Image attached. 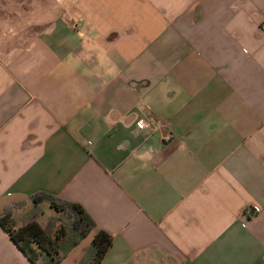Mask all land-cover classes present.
<instances>
[{"label":"crops","instance_id":"1","mask_svg":"<svg viewBox=\"0 0 264 264\" xmlns=\"http://www.w3.org/2000/svg\"><path fill=\"white\" fill-rule=\"evenodd\" d=\"M262 21L264 0H0V212L79 203L112 236L99 264H264ZM0 264H32L1 226Z\"/></svg>","mask_w":264,"mask_h":264},{"label":"trees","instance_id":"2","mask_svg":"<svg viewBox=\"0 0 264 264\" xmlns=\"http://www.w3.org/2000/svg\"><path fill=\"white\" fill-rule=\"evenodd\" d=\"M29 200L31 206L20 217L21 224L12 212L25 201L5 205L0 212V226L32 264H58L96 228L89 214L75 201L42 191L31 194ZM42 202H47L52 210L43 227L37 221L44 211ZM111 244L112 236L96 229L76 264H99Z\"/></svg>","mask_w":264,"mask_h":264},{"label":"rangeland","instance_id":"3","mask_svg":"<svg viewBox=\"0 0 264 264\" xmlns=\"http://www.w3.org/2000/svg\"><path fill=\"white\" fill-rule=\"evenodd\" d=\"M51 213H52V210L49 209L47 205H45V211H43V215L40 217V222H42V224H44V222H45V224H46L47 219H48V217L50 216ZM18 218H19V216H18ZM45 224H44V226H45ZM91 240H92V234L89 233L87 236H85L83 238V240L76 247V249L70 253V255L67 257V259L64 261L63 264H68V263L72 264V260L74 258L77 259L80 256L81 250H82V253H83L84 249L90 244Z\"/></svg>","mask_w":264,"mask_h":264},{"label":"built area","instance_id":"4","mask_svg":"<svg viewBox=\"0 0 264 264\" xmlns=\"http://www.w3.org/2000/svg\"><path fill=\"white\" fill-rule=\"evenodd\" d=\"M260 28L262 30H264V21L261 22ZM152 121H153L152 119L149 121L139 120V121H137V126H139V127H150ZM166 138L170 139L171 135L170 134L167 135ZM254 212H255V210L251 206H246V208H244V210H243V215L246 216L247 218H250V216H252L254 214Z\"/></svg>","mask_w":264,"mask_h":264}]
</instances>
